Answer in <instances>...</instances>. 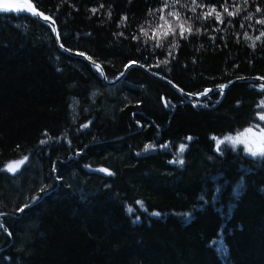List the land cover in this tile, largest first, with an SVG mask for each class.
<instances>
[{"label": "trees", "instance_id": "16d2710c", "mask_svg": "<svg viewBox=\"0 0 264 264\" xmlns=\"http://www.w3.org/2000/svg\"><path fill=\"white\" fill-rule=\"evenodd\" d=\"M33 2L108 79L132 60L192 93L264 76V0ZM261 85L191 104L132 67L110 86L0 13V264H264V155L215 143L259 122Z\"/></svg>", "mask_w": 264, "mask_h": 264}, {"label": "water", "instance_id": "95a60500", "mask_svg": "<svg viewBox=\"0 0 264 264\" xmlns=\"http://www.w3.org/2000/svg\"><path fill=\"white\" fill-rule=\"evenodd\" d=\"M4 2L7 4H10V5H16V6L31 5L32 9L35 11L36 14H33L32 10L16 11L15 9L10 10V11H0V13H24V14H28V15L34 16L35 18L39 19L41 22H43L44 24H46L50 28V30H51V32H52V34L56 40L57 46L60 50L66 52L72 56L83 58L90 65H92V67L96 70L99 78L104 83H106L107 85H110V86L115 85V84L119 83L120 81H122L130 68L139 67L142 70H144L147 74H149L150 76H152V77L166 83L167 85H169L177 94H179L181 97L184 98L185 102L193 104V100L203 99V98L209 96L212 92H217V91H220V96L218 98V103H219L223 99V97L225 96L228 89L233 84L238 83V82H258V83L264 84V76H261V75H243V76L233 77V78L229 79L227 82L222 83V84H217V85H213V86H206L201 91L196 92V93H192V92H188V91L184 90L183 88H181L178 84H176L170 78L149 69L147 66H145V65H143V64H141L135 60H132L129 63H127L123 67L121 72L119 74H117L114 78L108 79L106 72H105V69L101 63L91 59L90 57H88L84 53L69 49L68 47H66L62 43L60 33H59V29H58V25H57L55 18L53 16H51L50 14L44 12L40 8H38L36 6V4L33 2V0H4ZM41 13H42V15H40ZM44 17H48V19H45ZM97 65H99V68L97 67ZM205 89L210 90L207 92L206 95H197L199 93L205 92ZM189 94H192V95H189ZM32 203H30L29 205H31Z\"/></svg>", "mask_w": 264, "mask_h": 264}, {"label": "snow or ice", "instance_id": "6c2138e0", "mask_svg": "<svg viewBox=\"0 0 264 264\" xmlns=\"http://www.w3.org/2000/svg\"><path fill=\"white\" fill-rule=\"evenodd\" d=\"M13 9H15L16 11L32 10L33 14H36L35 11L32 9L31 5L16 6V5L7 4L4 2V0H0V11H10ZM93 11L95 12L96 10L93 9ZM40 15H42V13ZM44 18L48 19V17H44ZM261 22L264 23V21H261ZM97 67L99 68V65H97ZM261 88H264V85H261ZM208 91H210V90L205 89V92L199 93L197 95H206ZM189 95H192V94H189ZM257 107H260V105H258ZM259 118L261 120H264V115H260ZM250 134L253 137H256V136L259 137L260 146L256 151H252V149L249 147L247 149L248 152L252 156L264 155V128H261L260 125H255V131H254L253 127L250 126L249 128L245 129L243 131V133L237 134L236 136H232V135L225 136L223 140H218L217 143L221 144V143H224L225 141H229L233 145L238 144V143H244V140L241 137H247ZM189 139H191V137H189ZM41 143H44V141H41ZM146 147H148V146H146ZM183 148H184V145H181V151H183ZM27 159H28V157H24L22 160L11 162L9 165H7L8 170L15 172L17 170V168L20 165H22ZM13 165H15V167ZM101 170L102 171H108L107 169H101ZM137 203L142 204V202H140V201H137ZM20 211H23V209H20ZM129 211H132V209H129ZM156 215H158V214H156ZM0 227H3V225L0 224Z\"/></svg>", "mask_w": 264, "mask_h": 264}, {"label": "rangeland", "instance_id": "374dc122", "mask_svg": "<svg viewBox=\"0 0 264 264\" xmlns=\"http://www.w3.org/2000/svg\"><path fill=\"white\" fill-rule=\"evenodd\" d=\"M262 109H263V111H262L261 113L258 114V118H259L260 115H264V101L262 102ZM255 125H260L261 128H264V120H261V119L259 118V122H258L257 124H255ZM255 125L253 126L254 131H255ZM251 127H252V126H251ZM248 128H249V127H248ZM246 129H247V128H246ZM243 131H244V130H243ZM243 131L238 132V133H236V134H233L232 136H236L237 134L243 133ZM226 136H228V135H226ZM224 137H225V136H223V137H216V138H215V143L217 144L216 147H218V146L220 145V144L217 143V141H218V140H223ZM241 138L244 140V143H238V144L233 145L231 142H229V141H225L224 143H221V144H222V145L227 144V145L232 146V147H236V146L241 145V146L243 147V151H244V153H246L247 155H250V153H249L248 150H247L249 147L252 149V151H256V150L259 148V146H260V142H259V137H258V136L253 137V136H251V134H250V135L247 136V137H241ZM250 156H252V155H250ZM14 161H19V160H13V161H10L7 165H9L11 162H14ZM7 165L5 166V170L9 171L8 168H7ZM13 166L15 167V165H13ZM20 166H21V165H20ZM20 166H19V167H20ZM19 167L17 168V170L19 169ZM17 170H16V171H17ZM9 172H12V171H9Z\"/></svg>", "mask_w": 264, "mask_h": 264}, {"label": "bare ground", "instance_id": "6f19581e", "mask_svg": "<svg viewBox=\"0 0 264 264\" xmlns=\"http://www.w3.org/2000/svg\"><path fill=\"white\" fill-rule=\"evenodd\" d=\"M69 49H70V48H69ZM74 51H75V50H74ZM28 205H29V204H28ZM28 205H27V206H28ZM24 207H26V206H23L22 209H24ZM0 216H1V214H0ZM0 223H1V221H0Z\"/></svg>", "mask_w": 264, "mask_h": 264}]
</instances>
